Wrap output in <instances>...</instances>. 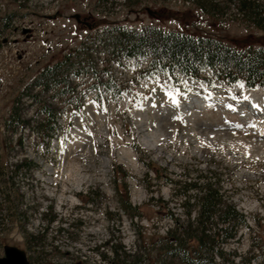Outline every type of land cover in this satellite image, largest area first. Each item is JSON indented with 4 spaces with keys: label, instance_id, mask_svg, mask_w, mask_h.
Listing matches in <instances>:
<instances>
[{
    "label": "rangeland",
    "instance_id": "obj_1",
    "mask_svg": "<svg viewBox=\"0 0 264 264\" xmlns=\"http://www.w3.org/2000/svg\"><path fill=\"white\" fill-rule=\"evenodd\" d=\"M215 1L219 9L210 13L197 0H0V256L5 245H15L26 250L31 264H115L113 245H122L139 250L138 264H159L152 239L173 225L159 204L186 219L185 197L165 177L199 183L208 177L219 181L248 225L239 226L240 233L224 245L227 259L215 257V263L264 264V137L251 127L252 114L231 113L226 106L234 94L264 107V88L234 84L222 89L210 69L201 75L206 84L176 69L172 75L151 69L142 58H110L100 41L91 48L96 75L106 82L113 74L123 89L118 100L104 86L100 93L92 89L94 77L85 70L72 77L73 96L60 95L61 86L46 92L33 87L46 66L83 40H94L102 24L156 25L241 48L264 46L263 29L246 22L231 0ZM173 86L180 92L175 105L166 95ZM208 93L216 99L213 108L193 107ZM19 97L22 116L30 122L24 129L7 126ZM45 102L57 113L51 140L38 130ZM24 158L38 167L13 175ZM11 175L13 180L4 182ZM126 199L135 207L133 216L122 211L120 202ZM52 215L56 220L49 222ZM27 234L36 237L28 240Z\"/></svg>",
    "mask_w": 264,
    "mask_h": 264
},
{
    "label": "trees",
    "instance_id": "obj_2",
    "mask_svg": "<svg viewBox=\"0 0 264 264\" xmlns=\"http://www.w3.org/2000/svg\"><path fill=\"white\" fill-rule=\"evenodd\" d=\"M140 1L136 0V3ZM231 1L246 22L264 30V0ZM197 4L205 12L215 13L219 9L215 0H197ZM98 24L100 22L96 23ZM96 41L104 44V52L110 58L117 59L119 56L126 59L143 58L149 61L151 69L159 68L171 75L176 69L191 79L205 80L201 77L202 72L204 69H210L222 87L237 81H242L249 88L264 87V46L249 45L241 48L231 46L216 37L165 30L155 25H145L139 30L105 25L103 31L98 33L94 40L91 42L90 39L83 40L79 47L70 50L58 62L46 66L33 87L38 86L46 92L53 86L55 88L61 86L60 95L73 96L77 93V85L74 84L72 77L80 76L82 70H85L94 77L92 89L100 93L101 87L104 86L118 100L123 89L116 82L113 74H110L106 82L96 75L91 50ZM77 63L82 64L78 69ZM37 96L38 94H35L34 98ZM20 101L21 97L10 111L8 127L12 125L24 129L30 126L29 120L22 116L19 109ZM77 101L78 99L75 100ZM77 104L82 107L80 102ZM40 112L44 119L38 123V130L42 135H48L51 140L58 126L56 107L45 102ZM42 142L45 143V140ZM19 144L23 145L22 138L19 139ZM37 167L38 164L31 158H24L14 165L13 175L18 174L22 169L30 174ZM13 175L7 176L4 182H11ZM158 175L161 176L159 173ZM164 180L185 197L186 219H179L166 209L165 205L159 204L158 210L162 212L165 210L163 216L173 221V225L163 235L156 234L157 238L152 239L159 264H216V256L223 261L226 260L229 253L225 251L224 245L237 236L239 226L248 227L246 215L225 198L219 181H212L208 177L203 183L173 181L170 176L165 177ZM114 181L117 182V179ZM190 189L194 191L193 195L189 193ZM158 200L162 202V199L158 198ZM120 204L124 213L132 216L136 214L135 207L128 199L121 200ZM13 207L16 209L18 205L13 204ZM0 210H4V207ZM54 220L56 216L52 215L49 222ZM33 237L36 236L27 234L28 240ZM142 239L148 256L151 250L145 245V237ZM112 256L115 264H138L142 258L138 249L134 252L127 251L122 245H113Z\"/></svg>",
    "mask_w": 264,
    "mask_h": 264
},
{
    "label": "water",
    "instance_id": "obj_3",
    "mask_svg": "<svg viewBox=\"0 0 264 264\" xmlns=\"http://www.w3.org/2000/svg\"><path fill=\"white\" fill-rule=\"evenodd\" d=\"M149 13H153L148 9ZM78 21H82L80 14H75ZM0 264H30L26 250L21 249L15 245H5L4 255L0 256Z\"/></svg>",
    "mask_w": 264,
    "mask_h": 264
},
{
    "label": "snow or ice",
    "instance_id": "obj_4",
    "mask_svg": "<svg viewBox=\"0 0 264 264\" xmlns=\"http://www.w3.org/2000/svg\"><path fill=\"white\" fill-rule=\"evenodd\" d=\"M169 80H171V77L169 76L168 77ZM157 83H159V80L157 79ZM180 83H184L185 85H187V82L186 81H180ZM237 84L239 87L243 88L244 85L241 81H237ZM142 87H147V84H144L142 85ZM166 86L164 84H161V88L164 89ZM156 89L153 88L152 91L154 92ZM190 90V89H189ZM180 92H179V89L175 88L173 86V89L172 91H166V95L169 96V98L171 99V102L175 105L178 103L177 99H176V96L179 95ZM245 99H247V97H245ZM91 103H93L94 105L97 103L96 101H91ZM138 107L140 105H137ZM104 111H106V109H104ZM178 118V117H177ZM236 127H241L240 125H236ZM210 147V146H209Z\"/></svg>",
    "mask_w": 264,
    "mask_h": 264
},
{
    "label": "bare ground",
    "instance_id": "obj_5",
    "mask_svg": "<svg viewBox=\"0 0 264 264\" xmlns=\"http://www.w3.org/2000/svg\"><path fill=\"white\" fill-rule=\"evenodd\" d=\"M256 88H257V87H256ZM260 88H261V87H260ZM233 95H234V94H233ZM234 96H236V95H234ZM241 101H242V100H241ZM249 101H250V100H249ZM238 102H239V99H238ZM255 102H256V101H255ZM255 102H254V103H255ZM251 104H252V102H251ZM251 104H250V105H251ZM258 104H259V103H258ZM254 107H255V106H254Z\"/></svg>",
    "mask_w": 264,
    "mask_h": 264
}]
</instances>
